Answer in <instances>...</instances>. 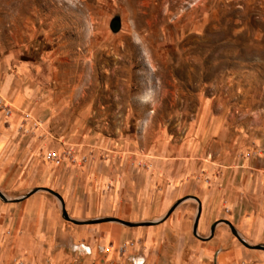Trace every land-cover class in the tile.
Instances as JSON below:
<instances>
[{
	"label": "rangeland",
	"instance_id": "rangeland-1",
	"mask_svg": "<svg viewBox=\"0 0 264 264\" xmlns=\"http://www.w3.org/2000/svg\"><path fill=\"white\" fill-rule=\"evenodd\" d=\"M151 159L227 189L200 237L236 206L264 211V0H0V264H213L189 242L191 197L148 251L136 233L165 221L88 224L160 222L185 197L162 211L166 182L143 194Z\"/></svg>",
	"mask_w": 264,
	"mask_h": 264
},
{
	"label": "crops",
	"instance_id": "crops-1",
	"mask_svg": "<svg viewBox=\"0 0 264 264\" xmlns=\"http://www.w3.org/2000/svg\"><path fill=\"white\" fill-rule=\"evenodd\" d=\"M207 108V107H206ZM204 109V114L202 117V120L200 124L198 125L196 129V135H201V133L204 132V120L207 118L208 111L207 109ZM218 127H213L212 131H216ZM193 144L191 141L185 142L179 149H178V156H185L188 152H193ZM164 156L165 151L163 150L162 153ZM150 168L149 172L145 175V185L143 189V194L146 193L147 190L153 185L161 184L162 182H166V188L163 189V200H162V208L161 210L165 209V207L168 206L170 203V200L175 198L177 195H183L185 194L184 198L179 199L178 201L182 199H186L187 197H194L199 200L200 202V216L202 212H207L209 217H217L221 214V205L225 200L226 191L227 189H219L217 186L207 187L204 183H202L201 180H196L194 183L190 185H181L179 183L183 181H187V179L190 178L192 174L196 171V166H194L193 163H187V162H178L174 163L172 165H165L164 160H156L151 159L150 161ZM238 173V172H237ZM221 182V179L216 180L215 184L219 185ZM164 184V185H165ZM118 186V184H116ZM251 186V183H247V188ZM192 199V198H191ZM197 203V202H196ZM237 204V203H236ZM198 209V204H197ZM170 210V209H169ZM197 213V211H196ZM263 208L261 207L259 210L253 209L252 211H248L244 205L236 206V209H231L227 211L226 218H229L230 216L233 217L235 214L237 215V223L232 225V223H229L232 225L238 236L248 245L250 246H256V245H264V216H263ZM196 216V215H195ZM168 218V217H167ZM200 219V217H199ZM220 221L225 220L224 217L219 218ZM218 219V220H219ZM166 220V219H165ZM164 220V221H165ZM216 220V221H218ZM163 221V222H164ZM227 221V220H226ZM162 222V224H163ZM161 224V225H162ZM221 222H214L211 226L208 227L207 233L205 237H200L197 232L200 230V221L198 220V225L196 228V234L199 238L204 239L205 242H208V248L210 249L212 253L211 262L213 264H218V262H221L219 264H264V251L260 250H252L247 249L242 246H239L237 243L235 244L232 239H234L231 235L230 228L227 227H221ZM224 224V223H223ZM194 225V221H193ZM193 225L191 226L189 232L191 237L189 242L192 241V239L196 238L193 235ZM215 225L214 227V233L215 231L219 230V233L211 237V227ZM226 225V224H225ZM182 227L181 224L176 223H169L164 222V224L160 227L158 230H154L152 227L147 231V233L144 232V229L140 228V231L136 233L137 236L144 235L145 234V240H144V248L146 251L149 250L151 245H153V235L157 231L165 232V230L172 229L173 232H176V230H180ZM112 235V236H111ZM109 234L107 237L113 239L115 243L117 242V237L122 236L120 233H114ZM195 239V240H196ZM200 240V239H199ZM197 241V240H196ZM203 241V240H201ZM227 245L228 250L230 249L231 253L228 255L222 254L218 249V247L222 245ZM216 247V248H215ZM206 248V250H208ZM209 251V250H208ZM111 251H109V254L111 255ZM197 261H195V264ZM135 264H141V260H138Z\"/></svg>",
	"mask_w": 264,
	"mask_h": 264
},
{
	"label": "water",
	"instance_id": "water-1",
	"mask_svg": "<svg viewBox=\"0 0 264 264\" xmlns=\"http://www.w3.org/2000/svg\"><path fill=\"white\" fill-rule=\"evenodd\" d=\"M36 191L38 190H34L32 192H30L29 194H27L26 196L20 198V199H17V200H14V202H20L22 201L23 199L29 197L30 195L34 194ZM48 193H50L51 195H53L56 199H58V201L60 202L61 204V213H62V217L63 219H65L66 221H70L71 223L75 224V225H83L82 223H78L76 221H73L71 220L67 213H66V210H65V207H64V201L62 199V197L56 193V192H53L51 190H46ZM0 197L3 198V196L0 194ZM193 200H195L198 204V209H197V213H196V216H195V219H194V225H193V235L195 237H197L198 239L200 240H203L204 239H201L197 236L196 234V228H197V225H198V220H199V217H200V212H201V208H200V202L198 199L194 198V197H191ZM185 199H182L180 201H177L176 204L169 210V212L165 215V217L160 220V222H149V223H139V224H136V223H131V222H127V221H123V220H119V219H116V218H107V219H103V220H100V221H96V222H90L88 224H94V223H107V222H114V223H118V224H121L123 226H126V227H147V226H154V225H157L159 223H162L165 219H167V217L175 210V208H177ZM223 222L224 224H226L229 228H230V232L231 234L244 246L246 247L247 249H252V250H260V251H264V245H256V246H250L248 244H246L239 236L238 234L236 233V231L234 230V228L232 227V225L226 221V220H223L221 221ZM214 227L215 225H213L211 227V237L213 236V233H214Z\"/></svg>",
	"mask_w": 264,
	"mask_h": 264
}]
</instances>
